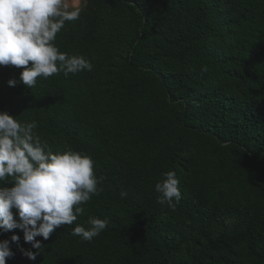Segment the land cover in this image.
<instances>
[{
  "label": "trees",
  "instance_id": "trees-1",
  "mask_svg": "<svg viewBox=\"0 0 264 264\" xmlns=\"http://www.w3.org/2000/svg\"><path fill=\"white\" fill-rule=\"evenodd\" d=\"M55 45L92 71L19 81L0 67V111L53 150L90 155L102 191L56 229L36 261L7 264H264V0H84ZM207 71H202L203 68ZM173 211L157 203L166 171ZM126 193L122 197L121 193ZM89 216L108 228L71 235ZM35 251V250H34Z\"/></svg>",
  "mask_w": 264,
  "mask_h": 264
},
{
  "label": "clouds",
  "instance_id": "clouds-1",
  "mask_svg": "<svg viewBox=\"0 0 264 264\" xmlns=\"http://www.w3.org/2000/svg\"><path fill=\"white\" fill-rule=\"evenodd\" d=\"M83 10L70 0H0V67L21 70L19 81L10 79L9 86L19 82L30 89L38 78L93 70L89 59L61 52L54 43L66 22L78 20ZM36 128V121L21 122L0 111V232L22 231L31 248L20 246V251L31 261L43 248L37 238L47 241L56 229L73 225L84 213L80 205L99 195L104 180L96 175L90 155L72 148L54 151ZM155 191L157 203L173 211L182 200L174 170L162 174ZM86 224H76L71 235L91 242L109 220L89 216ZM19 241L16 234L0 240V264L15 256L12 245Z\"/></svg>",
  "mask_w": 264,
  "mask_h": 264
},
{
  "label": "rangeland",
  "instance_id": "rangeland-1",
  "mask_svg": "<svg viewBox=\"0 0 264 264\" xmlns=\"http://www.w3.org/2000/svg\"><path fill=\"white\" fill-rule=\"evenodd\" d=\"M74 7H84V0H70Z\"/></svg>",
  "mask_w": 264,
  "mask_h": 264
}]
</instances>
